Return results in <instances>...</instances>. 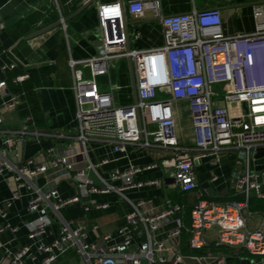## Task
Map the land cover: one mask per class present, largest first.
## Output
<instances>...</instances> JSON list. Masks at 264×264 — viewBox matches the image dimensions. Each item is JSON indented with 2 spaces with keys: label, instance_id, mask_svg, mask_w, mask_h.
I'll use <instances>...</instances> for the list:
<instances>
[{
  "label": "built area",
  "instance_id": "built-area-1",
  "mask_svg": "<svg viewBox=\"0 0 264 264\" xmlns=\"http://www.w3.org/2000/svg\"><path fill=\"white\" fill-rule=\"evenodd\" d=\"M51 1L59 6V0ZM162 2L124 0L98 5L101 51L87 59L69 60L78 129L68 155L51 148L47 161L37 157L12 164L6 151L14 149L17 142L38 140L42 134L29 129L30 118L15 130L3 127L0 117V184L7 170L13 171L14 182L10 196L0 202V233L18 231L6 219L14 203L25 196L29 212L37 214L28 233L31 244L12 250L0 240L3 264H26L27 260L54 264L68 253H74L81 264H229L230 251L237 256L247 254L240 258V264H264V222L257 230L248 226L251 204L264 201V153L258 152L264 149V3L253 7L252 33L228 36L220 9L166 15ZM147 11L160 21L164 45L128 50L125 14L138 20ZM59 22L66 28L63 15ZM124 58L132 59L138 93V102L129 106L117 105L114 87L102 91L97 82L98 77L110 73L114 60ZM16 66L14 61L1 69ZM82 67L89 69L91 78L85 77ZM25 78L19 76L13 81L19 83ZM0 93L5 96L4 108L18 109L21 105L20 95L10 92L6 81L0 82ZM178 102H188L190 107L195 136L192 145L178 140ZM100 145L110 146L125 157L130 152L146 154L152 161L108 170L109 159L91 158ZM227 155L234 157V196L240 200L217 203L199 198L186 225L185 207L174 203L168 190L191 194L198 186V163L209 160L216 166ZM72 156H80L81 166L73 168L69 161ZM156 170L162 175L152 178L150 174ZM41 179L46 180L44 185ZM70 180L78 192L63 199L59 185ZM152 188L163 189L164 196L139 195ZM158 199L165 202L156 204ZM73 204L82 205L87 212L125 204L127 213L123 225L90 241L87 230L62 214ZM55 224V237L45 242L42 238ZM216 224L221 232L214 246L228 252L199 255L210 245L206 232ZM163 228L167 230L159 238ZM185 233L190 236L191 255L181 250L179 240Z\"/></svg>",
  "mask_w": 264,
  "mask_h": 264
},
{
  "label": "crops",
  "instance_id": "crops-1",
  "mask_svg": "<svg viewBox=\"0 0 264 264\" xmlns=\"http://www.w3.org/2000/svg\"><path fill=\"white\" fill-rule=\"evenodd\" d=\"M89 0H67L65 5L59 0L57 6L51 0H0V82H7V89L20 95L21 105L18 109H6L2 106L5 96L0 93V117L3 119V127L19 130L26 118L29 120V129L38 132L42 136L38 140H29L23 143L22 153L19 151L20 143L16 147L6 151L8 160L15 165L22 164L26 159L39 158L49 160L48 150L53 148L57 153L68 155L71 146H75V137L78 129L77 102L74 92V79L69 67V60H83L101 51V29L98 19L97 1L92 6L72 17L79 8ZM120 0H110V3ZM77 3L78 9L72 11ZM108 3V2H106ZM264 3V0H163L162 10L166 15L190 13L193 10L218 8L222 11L223 27L225 34L230 36L237 33H252L255 29L253 7ZM225 8L230 10L223 11ZM61 15L65 17L66 28L59 26L33 37V34L54 26L60 21ZM66 19H69L66 21ZM129 22L131 49L150 50L164 45L163 27L160 21L154 17L151 11H147L144 17L136 20L130 13H126ZM17 62L14 69L3 71L2 65H10ZM83 68V67H82ZM85 77L91 78V72L87 67L83 68ZM26 76L19 83H14V78ZM98 86L102 91L114 87L112 94L115 103L119 106H129L134 103L133 86L130 66L127 58L114 60L110 66V73L97 78ZM20 88L15 89V88ZM15 89V90H14ZM38 107L39 120L36 119L33 108ZM177 135L180 143L192 145L195 142L192 115L188 102L175 104ZM63 135L66 139L57 138ZM1 146V145H0ZM91 153V152H90ZM93 158H107L110 163L108 170H122L130 164H148L152 160L142 153H129L126 157L116 153L110 146L100 145L95 148ZM233 155L223 157L218 165H212L209 160H203L197 165L198 186L189 195H178L175 191L168 190L169 198L185 207V224L189 225V212L193 204L199 198L217 203H227L240 200L234 196L232 169ZM73 168L81 166L80 156L69 157ZM160 170L150 174L160 177ZM217 180L212 181L213 176ZM45 179L40 180L44 185ZM53 184V183H52ZM209 184L208 192L203 186ZM14 189L13 171L7 170L4 180L0 184V202L9 197ZM60 196L63 199L76 194V184L64 181L59 185ZM163 189H145L139 195L141 197L164 196ZM103 200V197H96ZM28 197L14 203L6 223L18 228L16 233L5 231L0 233V240L12 250H17L23 245L31 244L28 239L30 227L35 222L37 214L29 212L27 208ZM165 202L164 199L156 200V204ZM251 204L249 229L257 230L264 222V201L254 200ZM258 202V205H256ZM261 205V206H260ZM127 206L125 204L114 205L109 210L85 211L82 205L73 204L65 207L62 214L65 219L73 222L88 231L89 240L95 241L100 234L111 231L123 225ZM3 223V220L0 221ZM100 226V230H94V226ZM170 226L168 225V228ZM58 230L57 224L50 228L48 234L42 239L50 242ZM166 228L158 232L159 238H163ZM221 232L219 225H214L206 232L207 241L210 244L199 255L211 253H227L224 248H217V241ZM190 236L185 233L179 240L184 255H191L189 249ZM230 251L229 263L240 264V258H246L245 252L239 256ZM43 257V254L40 255ZM4 255L0 252V264H3ZM26 264H41L27 260ZM54 264H81L74 253H68Z\"/></svg>",
  "mask_w": 264,
  "mask_h": 264
},
{
  "label": "water",
  "instance_id": "water-1",
  "mask_svg": "<svg viewBox=\"0 0 264 264\" xmlns=\"http://www.w3.org/2000/svg\"><path fill=\"white\" fill-rule=\"evenodd\" d=\"M97 1H100L101 3H106V2H109L110 0H89L86 4H84L81 8H79L77 10V12H75L73 14L72 17H75V16L79 15L82 11H84L88 7L92 6ZM120 2L123 3L124 0H120ZM227 10H230V8L223 9V11H227ZM223 18H225V16H223ZM67 20H69V19H66V21ZM59 25H60V22H57L54 26H51L50 28L44 29V30H42L40 32H37L36 34H33V37H36L38 35H41V34L47 32L50 29H53L54 27L59 26ZM125 26H126V33L128 35V43H127V46H128V50H130L131 49V46H130V42H131L130 41V32H129L130 24L126 20V14H125ZM128 62H129L130 72H131V79H132V86H133V94H134V102L137 103L138 102V93H137V84H136V77H135L134 65H133V62H132V59L131 58H128ZM139 125L142 126L141 118H139ZM22 150H23V144L20 143V145H19V151L22 153ZM258 152H259V155H261V153L262 154L264 153V149H261ZM203 188H205L208 192H212L209 184H206L205 186H203ZM242 264H246V262H243Z\"/></svg>",
  "mask_w": 264,
  "mask_h": 264
},
{
  "label": "trees",
  "instance_id": "trees-1",
  "mask_svg": "<svg viewBox=\"0 0 264 264\" xmlns=\"http://www.w3.org/2000/svg\"><path fill=\"white\" fill-rule=\"evenodd\" d=\"M67 0H61V3L63 4V5H65V2H66ZM77 5V3L73 6V8H72V11H76L77 9H78V6H76ZM15 89H20V88H15ZM14 89V90H15ZM39 111V108L38 107H35V108H33V112H34V115H35V117H36V119L37 120H39V115H38V112ZM253 204H254V202H253ZM256 205H258V202H256ZM261 206V205H260ZM182 253H184L185 254V251L183 250V252ZM191 253H193V252H191ZM198 253H201V252H198ZM229 264H232V263H229Z\"/></svg>",
  "mask_w": 264,
  "mask_h": 264
}]
</instances>
